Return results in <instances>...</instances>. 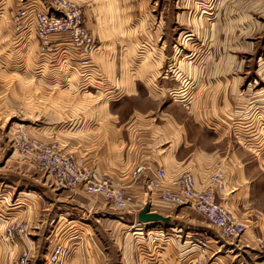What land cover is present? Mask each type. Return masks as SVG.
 I'll return each mask as SVG.
<instances>
[{"label": "crops", "instance_id": "obj_1", "mask_svg": "<svg viewBox=\"0 0 264 264\" xmlns=\"http://www.w3.org/2000/svg\"><path fill=\"white\" fill-rule=\"evenodd\" d=\"M106 56L98 52L91 65L109 70L110 74L102 72L100 77L91 73L92 66L89 67L87 74L79 75L81 82L87 83L81 89L74 73L40 75L50 87H57V82L65 86L58 87L70 95H65V101L56 102L50 111L70 116L65 117L66 122L56 116L54 122L45 121L35 138L44 143H58L63 153L73 155L78 165L96 178L107 176L124 182L134 197L133 203L124 210H115L102 197L89 195L82 188L55 185L38 170L33 157H26L19 164L25 170L0 167V264H17L25 252L32 264L36 243L47 228V237L51 238L49 248L69 242L64 264H195L198 251L192 245L203 234L210 236L206 264H264V256L257 257L260 251L256 243V237H264V189H254L255 178L244 171L236 141L230 137V143H224V134L217 132L226 128L206 117L208 111H201L199 104L192 107L193 118L172 104L160 109L163 99L143 85V75H129L121 59L116 63V57L106 59ZM72 59L77 58L70 60L75 66L78 62ZM116 65L118 72L114 75ZM147 65L149 71L143 74L144 81L149 82L156 65L154 61ZM102 79L108 82L103 91L109 90V95L102 91L101 94L108 99L117 96L121 102L95 105L93 83ZM57 92L55 99H59ZM80 94L90 95L94 100L85 104ZM60 96L62 99L63 95ZM135 98L142 104H128L129 100L136 102ZM138 167L143 169L136 174ZM159 169L166 172L163 180L157 178ZM218 171L226 182V189L216 193L218 201L248 225L237 240L221 238L193 207L179 206L180 211L174 215L178 206L162 198L166 190L176 189L174 179L183 173L191 172L197 188L206 189L210 176ZM146 204L150 205V211L170 216L171 220L141 222L139 213ZM118 212L127 215L96 216ZM257 212L263 214V219L255 223ZM187 215L194 220L186 218ZM15 222L24 224L27 232L19 234L17 243L11 244L6 231ZM174 223L177 232L166 231L165 226L173 227ZM145 227L154 231L138 232Z\"/></svg>", "mask_w": 264, "mask_h": 264}, {"label": "rangeland", "instance_id": "obj_2", "mask_svg": "<svg viewBox=\"0 0 264 264\" xmlns=\"http://www.w3.org/2000/svg\"><path fill=\"white\" fill-rule=\"evenodd\" d=\"M42 13L63 21L68 32L44 37L34 19ZM98 52L106 53V59L116 57V63L121 59L129 75H143V85L163 99L160 109L172 104L192 118L193 106L207 110L206 117L226 128L217 132L224 134V143H230V137L236 141L244 171L255 178L254 189H264V0H0V167L25 170L19 164L26 157L13 145L17 136L39 137L36 133L45 121L70 116L51 113L56 102L70 94L61 92L62 83L50 87L40 75L74 73L81 89L87 83L79 75L92 66ZM71 58H77L72 59L78 62L75 66ZM152 61V80L144 81ZM89 70L110 74L95 66ZM114 70L117 75V65ZM107 83H93L95 105L122 101L101 94L109 95L103 91ZM80 98L85 104L94 100L86 94ZM135 100L128 104H142ZM122 214L127 215L96 216ZM165 228L173 233L178 229L176 223ZM48 230L36 243L32 264L43 263L49 252ZM262 255L258 252L257 257Z\"/></svg>", "mask_w": 264, "mask_h": 264}, {"label": "built area", "instance_id": "obj_3", "mask_svg": "<svg viewBox=\"0 0 264 264\" xmlns=\"http://www.w3.org/2000/svg\"><path fill=\"white\" fill-rule=\"evenodd\" d=\"M25 17V14H23ZM27 16V15H26ZM37 30L48 37L52 34L68 32L65 25L57 21L48 13L34 16ZM76 32H81L77 29ZM14 148L24 157H33L38 170L50 178L55 185L67 188H82L87 194L102 197L106 204L115 210H124L134 201L133 195L129 192L124 182L114 180L104 176L96 178L91 171L82 169L74 156L63 153L58 143H44L27 134H20L15 139ZM143 167H138V174ZM157 178L165 179L166 172L163 169L157 171ZM175 190H166L162 198L171 201L176 206L190 205L208 223L209 227L223 239L235 240L248 229V225L237 218L226 206L217 199V191L226 189L225 177L221 171L212 174L209 178V187L198 189L195 176L191 172L183 173L174 179ZM255 223L263 219L262 213H255ZM27 232L24 224L13 223L6 231L9 243L16 244L19 234ZM207 235H202L201 239L193 242V247L197 248L195 264H206L210 255V242ZM259 251L264 254V237H256ZM69 242H60L49 248L44 262L41 264H64ZM31 257L28 252L22 254L17 264H29Z\"/></svg>", "mask_w": 264, "mask_h": 264}, {"label": "water", "instance_id": "obj_4", "mask_svg": "<svg viewBox=\"0 0 264 264\" xmlns=\"http://www.w3.org/2000/svg\"><path fill=\"white\" fill-rule=\"evenodd\" d=\"M139 219L141 222L147 223L158 221H170L171 217L150 211V205L146 204L145 207L139 213Z\"/></svg>", "mask_w": 264, "mask_h": 264}]
</instances>
